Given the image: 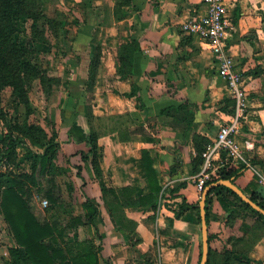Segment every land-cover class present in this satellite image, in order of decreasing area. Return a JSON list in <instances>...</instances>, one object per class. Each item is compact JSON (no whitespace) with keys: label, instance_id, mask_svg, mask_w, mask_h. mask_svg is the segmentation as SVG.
Listing matches in <instances>:
<instances>
[{"label":"crops","instance_id":"obj_1","mask_svg":"<svg viewBox=\"0 0 264 264\" xmlns=\"http://www.w3.org/2000/svg\"><path fill=\"white\" fill-rule=\"evenodd\" d=\"M225 2L230 21L226 52L243 74L249 98L237 141L247 161H264V0ZM44 6L63 16L57 63L67 95L57 112L58 156L77 167L84 199L90 197L99 207L95 225L77 226L76 239L91 237L101 246V264H198L200 212L191 208L179 217L175 213L183 198L189 203L201 198L197 173H192L194 134L212 142L229 119L233 99L214 54L182 28L184 21L203 12V0H46ZM184 101L192 104L194 113L190 130L164 112ZM74 121L87 134H97L99 166L108 188L128 187L135 198L147 194L142 150L149 149L154 158L162 187L157 206L123 208V220L134 227L126 228V238L117 228L121 218L111 208L113 198L106 195V206L92 163L82 159L81 152H88L89 146L68 136ZM177 158L178 170L171 174ZM227 159L223 153L221 160ZM235 183L248 194L264 196V174L256 165ZM208 209L214 264H223L225 250L264 264V219L227 191L211 193ZM82 212L80 208L78 214ZM65 238H72L70 231Z\"/></svg>","mask_w":264,"mask_h":264},{"label":"trees","instance_id":"obj_2","mask_svg":"<svg viewBox=\"0 0 264 264\" xmlns=\"http://www.w3.org/2000/svg\"><path fill=\"white\" fill-rule=\"evenodd\" d=\"M14 1L15 0H0V45L3 46L0 49V57L2 60H5L4 48L8 43L10 47L15 48V77L13 75L7 74L6 77L9 79L0 76V80L11 82V84L15 87V96L18 98V100L23 103H28V85L31 83V79H34L36 76L30 72V68L39 70L40 67L37 66L36 63H33L30 58L29 54L32 52V48L30 46L23 44L22 42L13 43V21L11 20V15L12 12L15 11ZM45 1L46 0H35L37 4H40V2L44 3ZM44 15L47 16L46 13H44ZM46 18L47 25L44 26L47 30L50 26V18L48 16ZM35 25L38 28L39 25ZM40 28V30H42V27ZM33 42H35V45H48L47 39L41 40L37 35H34ZM230 107V109H227L229 113L234 110L233 99ZM164 112L167 115L172 116L175 123L180 124L185 122L187 130L192 129L194 113L192 104L189 103V101H184L178 106L170 105L164 109ZM45 134L48 141L45 144L44 151L36 155L39 158L40 174H43L48 170L49 165H51V159L54 158L55 154H57L58 150L60 149L58 134L53 135L54 137L47 136V132ZM68 136L77 142H86L89 146L88 152H81L82 159L85 162L90 161L92 163L96 171V177L100 181L102 191L105 196L104 198L106 206L108 204V198L106 195L113 198L111 201V208L113 209V212H115L114 214L121 218L117 224V228L124 233L125 238L128 237L126 234V228L132 231V229L134 230V227L131 223L123 220L125 217L123 208L127 205H143L145 207L156 208L158 197L162 190V187L159 183V172L153 165L154 158L151 156L150 150L143 149L141 158L145 171L144 174L147 178L150 191L147 194H143L135 198L132 191L128 187H123L121 189L107 187L105 181L102 178L103 175L99 166L102 154L97 144V134L95 132L87 134L84 128L77 121H74L68 130ZM0 141H3L7 146L4 150L0 149V155H4L6 152L8 153L12 150L16 152V147L22 142L20 137L4 133H0ZM194 141L196 156L193 160L192 173L196 174L200 171L203 163L202 153L210 141L205 139V137L200 134H194ZM223 153L226 155V152ZM179 161L180 160L177 158L176 163L171 166V174H175L177 172L180 163ZM249 163L251 165L258 166L261 172L264 174L263 160L252 158L249 160ZM249 166L250 165L244 161L240 162L237 166H230L229 164L226 168L224 167L222 169V172L218 178L208 179L205 183V186L221 178L232 179V181L235 182L236 178L241 175ZM78 168L80 169V167ZM78 173L80 174V171ZM184 184L185 183H182L180 186ZM2 186L3 189L0 193V209L14 231L19 245L18 247L21 248L18 251L20 254H23V257L27 259L29 264H101L99 256L101 246L94 245L91 237L86 240H78L76 237L71 239L65 238L66 234L69 233L68 229L72 227H67V230L65 231L64 229L59 231L57 228V222H42L34 213L30 200L26 195L28 192H30L29 189H25L23 186L16 184L15 181L2 184ZM220 191H227L231 193L241 201V205L244 207V209L252 212L259 218L264 219V215L262 213L258 212L248 203L243 201L229 187L218 186L212 189L207 196L208 224L210 221L208 203L211 199V193ZM248 195L264 208V196L262 194L252 191ZM47 196L51 203L57 201V197L50 189L47 191ZM81 208L83 209V214H77L75 216L72 221L73 225H75V227L80 224L84 226L95 225V219L99 214L98 205L90 197L86 196L84 201L81 203ZM191 208L198 209L200 212L199 201L196 203H189L185 198H183L179 203V209L175 214L177 217H179L184 211ZM232 212L233 211H231V213ZM95 229L97 230V228ZM211 254L212 252L209 246V258L207 264H214V257H212ZM201 255L202 252H200L198 264L200 263ZM221 257L223 264H232L234 261H238V264H252L254 261V259L246 255L235 253L233 250H225V253ZM17 258L19 262H15V264H23L20 256Z\"/></svg>","mask_w":264,"mask_h":264},{"label":"rangeland","instance_id":"obj_3","mask_svg":"<svg viewBox=\"0 0 264 264\" xmlns=\"http://www.w3.org/2000/svg\"><path fill=\"white\" fill-rule=\"evenodd\" d=\"M14 4L15 11L11 15L13 43L22 42L30 46V58L40 68H30V72L36 76L28 85V103L18 100L11 82L0 80V133L18 136L22 141L16 147V152L12 150L0 155V193L2 184L13 181L29 189L30 192L26 195L36 216L42 222H57L59 231L72 227L68 231L71 232V237L75 238L78 227H75L72 221L80 211L81 199H84V183L77 174L79 171L76 166H67L65 160L64 163L61 162L58 150L51 159L48 170L40 174L39 158L36 156L44 151L48 141L45 133L47 132L49 137L58 134V107L67 95L61 87L63 78L59 74L57 63L59 45L63 41L59 21L63 16L55 13L53 7H45L42 2L37 4L35 0H15ZM44 13L50 18L47 30V16ZM35 24L39 25L38 28ZM34 35L41 40L47 39L48 45H35ZM2 47L0 45V49ZM4 54L5 60L0 57V76L9 79L7 74L15 77V48L10 47L8 43L5 45ZM70 100L73 101V97L70 96ZM6 147L5 143L0 141V149L4 150ZM49 189L57 197L54 203L48 200ZM43 199L48 200L46 206L42 203ZM18 246L14 231L0 209V264H15L19 262V256L23 264H29L18 251L21 249Z\"/></svg>","mask_w":264,"mask_h":264},{"label":"built area","instance_id":"obj_4","mask_svg":"<svg viewBox=\"0 0 264 264\" xmlns=\"http://www.w3.org/2000/svg\"><path fill=\"white\" fill-rule=\"evenodd\" d=\"M202 13L194 15L182 23L184 31L195 35L202 45L214 54L218 73L225 80L231 97L234 100V110L229 119L220 126L216 138L210 142L202 153L203 163L200 171L194 176L195 183L202 192L205 183L210 178H218L222 169L247 161L237 141L249 109L248 92L245 88L244 76L235 68V62L231 55L227 54L226 34L230 21L228 7L225 0H203ZM223 152L227 154V161L221 160ZM44 206L48 204L43 199Z\"/></svg>","mask_w":264,"mask_h":264},{"label":"water","instance_id":"obj_5","mask_svg":"<svg viewBox=\"0 0 264 264\" xmlns=\"http://www.w3.org/2000/svg\"><path fill=\"white\" fill-rule=\"evenodd\" d=\"M218 186H227L234 191L243 201L248 203L258 212L264 215V208L255 202L243 189H241L232 179H218L204 187L199 200L202 230V255L199 264H207L209 258V228L207 222V196L212 189Z\"/></svg>","mask_w":264,"mask_h":264}]
</instances>
